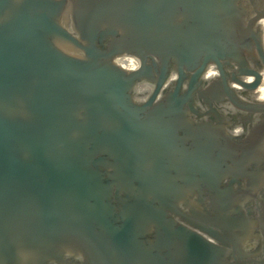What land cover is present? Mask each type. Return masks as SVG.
I'll use <instances>...</instances> for the list:
<instances>
[{
    "label": "water",
    "instance_id": "95a60500",
    "mask_svg": "<svg viewBox=\"0 0 264 264\" xmlns=\"http://www.w3.org/2000/svg\"><path fill=\"white\" fill-rule=\"evenodd\" d=\"M263 84L264 0H0V264H264Z\"/></svg>",
    "mask_w": 264,
    "mask_h": 264
},
{
    "label": "bare ground",
    "instance_id": "6f19581e",
    "mask_svg": "<svg viewBox=\"0 0 264 264\" xmlns=\"http://www.w3.org/2000/svg\"><path fill=\"white\" fill-rule=\"evenodd\" d=\"M125 66H129L130 68L135 66V63L133 61L125 60L123 62ZM259 97L260 99L264 100V84L259 88Z\"/></svg>",
    "mask_w": 264,
    "mask_h": 264
}]
</instances>
